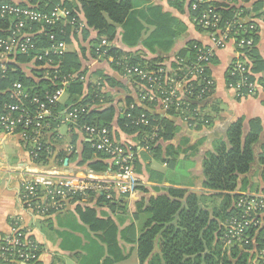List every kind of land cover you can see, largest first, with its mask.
Here are the masks:
<instances>
[{
	"label": "crops",
	"instance_id": "0c3cea01",
	"mask_svg": "<svg viewBox=\"0 0 264 264\" xmlns=\"http://www.w3.org/2000/svg\"><path fill=\"white\" fill-rule=\"evenodd\" d=\"M61 1H70L77 6V0ZM131 1L133 12L138 15L136 16L137 22L141 25L140 27L137 24L136 34L138 36L129 39L128 42L124 38L126 33L124 28L128 26L116 25L114 37L110 42L113 49L124 56H139L145 61L157 59L159 63L164 62L166 66L173 67L174 58H177L182 51L185 54L188 43L209 44L206 35L199 32L193 25L187 0L180 1L182 6L177 5L173 0ZM231 1L234 6L243 7L248 17L256 22L258 36L255 52L261 62V67L259 65V71L254 72V76L258 80H263L264 0ZM154 8L161 10V12L158 11L159 16L154 17L157 13ZM80 18L83 19V16L80 15ZM159 18L163 20L167 33L171 36L172 45L166 51L159 49L149 51L144 43L156 31ZM84 31L88 34L87 39L81 38V34L76 35L80 44L79 52L76 50L77 44L73 43L75 35L70 34L67 44V53H76L82 66V69L77 72L83 79L82 93L80 96L69 98L65 91L58 105L63 106L69 101L73 104L84 101L90 94V85L92 88L101 86L98 93L107 96L105 91L108 89L105 85H100L102 77L119 82L118 89L121 90L113 93L118 97L107 96V102H103L100 98L98 104H92L89 109L103 110L107 107L114 109L112 135L119 145L129 149L132 153L135 162L133 170L138 178L139 186L131 197H113L111 202L113 207H109L107 203L97 198L83 196V200L68 201L60 210L49 209L43 215L32 213L29 209L27 210L23 201L22 185L26 180L33 181L37 177L46 176H78L79 174L80 177L113 181L118 178L115 164L108 159L107 163L112 169L105 174L95 173L85 164L79 165L82 143L85 141L84 136L78 127L62 124L61 121L60 125L46 137L51 155L49 154L48 162L41 165H36L32 161L28 146L24 145L17 136L6 135L0 130V242L11 231L13 222H17L26 231L28 237L38 244L40 264H141L137 256V240L142 231V219L141 214L137 213L138 208L147 207L151 198L165 195V190L168 188L186 190L198 197L204 196L203 160L213 151L216 142L226 140V132L233 123L242 121L243 134L247 135L250 130L249 122L258 120L261 128L258 147L262 145L264 143V92L258 90L254 93L237 95L234 90L228 88L225 77L234 58V46L228 45L215 52L213 63L210 65L213 87L201 113L203 121L190 126L176 116L170 115L164 118L158 104L141 102L137 99L139 91L132 80L112 69L110 63L102 62L93 56L92 47L99 38L98 33L89 28ZM129 43L134 45H129ZM90 51H92L91 54ZM186 59H188L187 56L184 60ZM10 64H13L24 77L33 82L29 89L26 88L28 92H33L36 88L43 86L41 83L48 81L49 71L59 68L54 60L46 66H37L29 60L25 63L14 61ZM107 70L111 74L106 73ZM116 76H122L123 82L117 80ZM129 97L133 104L144 109L149 115L161 116L169 120L172 123L171 138L163 140L159 137L154 140L152 134L145 137L141 135L144 140L152 138L151 142L155 143L154 148L147 151L140 144L139 133L129 135L121 131L116 125V120L124 111L126 98ZM62 127L64 133L61 130ZM68 136H70V141L66 143L64 138ZM154 149L157 150L153 152ZM58 153H65L71 157L63 160L55 159ZM77 158L76 163L73 162ZM260 175V167L253 164L247 175L239 176L236 190L232 194L245 195L261 192L264 184ZM221 202L217 196L204 197L199 206L211 212V209L218 207ZM78 209L81 211L92 209L96 218L111 221L116 228V247L113 243L107 245L103 241L106 236L103 231H91L89 225L78 214ZM136 213L138 218H136ZM130 226L133 229L126 233ZM153 246V253H157V240Z\"/></svg>",
	"mask_w": 264,
	"mask_h": 264
},
{
	"label": "built area",
	"instance_id": "2783aa9c",
	"mask_svg": "<svg viewBox=\"0 0 264 264\" xmlns=\"http://www.w3.org/2000/svg\"><path fill=\"white\" fill-rule=\"evenodd\" d=\"M32 1L0 0V85L5 79L6 64L13 63L18 55L34 64L38 62L46 66L54 57L60 58L67 53V43L56 35H48L46 46H41L39 38L45 29L63 21L70 25L77 24L78 28H75L78 33L85 28L78 19L76 23L68 9L58 5L45 12ZM229 1L228 5H222L219 0H188L193 25L206 35L209 44L195 47L190 62L176 58V69L168 67L172 69L171 73L160 65L157 69H148L117 62L127 75L143 84L139 91L141 102L158 104L163 117H169V112L173 111L174 116L190 126L203 121L201 113L213 85L212 81L207 82L205 71L215 52L228 45L234 46V58L228 71L231 76L237 77L236 81L227 84L228 88L237 95L258 90L264 92V79L258 80L251 71L250 54L255 49L258 36L256 22L248 17L243 7H236ZM230 9L235 10L231 17L222 15V12ZM110 48L111 43L102 38L95 48L96 58L104 62L103 58ZM106 61L110 63L113 58ZM53 72L57 73V70ZM78 78L83 82L76 74L62 77L60 86L52 93L46 91L42 97L31 94L18 81L0 90V95L7 96L9 100L1 105L0 130L6 135L17 136L26 146L39 149L43 137L50 134V121L68 87V80ZM48 80L53 83L57 76L54 74ZM193 88L198 89V93H192ZM77 114L76 109L65 111L60 121L77 128ZM133 125L147 126L148 120L140 115L134 119ZM80 130L84 140L91 143L96 151L109 156L115 164L118 178L112 181L71 175L26 180L22 187L27 210L43 215L49 209L60 210L75 196H87L89 192L104 196L108 201L115 196L131 197L136 192L139 182L132 167L130 150L119 145L105 127L85 125ZM152 131L154 139L161 128L159 125L153 126ZM29 155L35 156L34 152ZM235 208L234 215L225 222L224 249L252 245L248 252L254 257L255 264H264V237L261 247L258 248L256 243L257 231L264 229V189L259 193L242 195ZM252 229L255 233L249 234L248 231ZM0 264H40L38 244L28 237L17 222H13L11 231L1 239Z\"/></svg>",
	"mask_w": 264,
	"mask_h": 264
},
{
	"label": "trees",
	"instance_id": "16d2710c",
	"mask_svg": "<svg viewBox=\"0 0 264 264\" xmlns=\"http://www.w3.org/2000/svg\"><path fill=\"white\" fill-rule=\"evenodd\" d=\"M180 1L181 0H173L177 5L182 6ZM32 4L37 5L39 10L45 12H49L55 6L59 5L70 11L72 17L76 19V23L78 20L81 22L83 21L86 26L78 33L76 31V28H78L77 24L70 25L66 21L58 22L55 26L45 29L40 35L39 40L42 44H40L41 46H46L49 38L48 35L50 34L56 35L58 39L63 38L67 44V37L69 38L70 34H81L84 39H87L88 34L84 30L89 28L96 31L99 37V40L97 39L92 47L93 56L96 58L94 53L95 48L102 38H105L109 43L112 41L116 25L128 26V28H124L126 29L124 35L126 41L129 42V39L138 36V34H136L138 31V19L136 16L138 15L133 12L131 0H77V6L70 1L33 0ZM154 9L157 11L154 17L159 16L161 10L159 8ZM232 13H235L234 9L222 12V15L227 18L229 16L231 17ZM80 15L83 16V19L80 18ZM139 26L141 27V25ZM60 34H62V36ZM129 45L134 44L129 43ZM171 45V36L167 33L163 20L159 18L156 31L151 34L144 43V46L149 51H155V49L166 51ZM200 46L199 43H188L185 54L184 51H182L178 57L184 59L187 56L188 59H186L185 63L190 62L194 56V48ZM107 58H113V61L110 62L111 68L124 76L126 73L122 65L117 64L118 61L122 63L125 62L131 66L141 65V67H147L152 66L151 64L154 65L148 69H157L159 66V61L157 59L145 61L139 58V56H124V54L113 48L107 50L103 58L105 60L104 62H106ZM250 59L252 64L251 71L254 74V72H258L261 67V62L256 56L255 49L251 52ZM52 60L59 65V68L57 73L49 71L50 75L48 78L52 79L55 74L57 80L53 83L51 80L45 83L42 82L41 84H43V86L36 88L33 92L30 91L31 94L42 97L46 91L49 93L54 92L60 86L62 77L69 76L70 74L72 75L81 67L79 57L76 53H66L62 57H54ZM213 60L214 56L210 58V65H212ZM15 62L25 63L27 60L25 57L18 55ZM36 65L44 66L38 62ZM176 67V65L173 66L175 69ZM5 69V79L2 80L0 90L7 88L15 81L20 82L28 89L33 85V82L24 77L13 64H6ZM39 75L40 74H38V76ZM205 76L207 82L212 81L210 66L206 69ZM236 78V76H231L230 72L227 71L225 77L226 84L236 81ZM104 79L111 84H113V82L115 83L111 78L104 77ZM68 81V89L66 90L67 97L72 98L74 96H80L83 90L82 81H80L79 78L69 79ZM99 88H101L99 85L93 88L90 85V94L80 103L73 104L69 101V103L67 102L63 106L58 105L51 118L48 132L52 133L53 129L60 125V120L62 118L61 114L63 112L76 109L78 113V129L85 125L105 127L113 138L111 130L115 118L114 109L112 107H107L103 110L89 109L92 104H98L100 98H102L101 100L103 102H107L108 97L105 96L106 94L98 93V90H100ZM198 91V89L193 88L191 92L196 94ZM6 102H9L8 97L0 95V112L1 105ZM132 102L130 97L126 98L124 111L116 120V125L121 131L129 135L139 133L140 144L145 147L147 151L149 149L151 151L155 143H151L149 138L144 140L143 137L153 134V126L159 125L161 129L163 128V131L157 132L158 135L154 140H157L159 137L163 138V140L171 138L172 123L169 120L161 118V116L149 115L144 109L136 106ZM140 115H144L148 120L147 126L133 125L134 119ZM169 115L174 116L175 114H173V111H170ZM249 127L250 130L248 134L244 135L242 131V121L239 120L233 123L226 132V140L216 142L213 151L204 158L202 163V188L204 190V196L198 197L196 194L186 190L168 188L165 190V195L151 198L147 207L143 208V206H140L138 208L137 213L141 214L142 219V231L137 240V256L141 264H144V262H147V264H255L254 257L248 252L252 248V245L245 247L232 246L231 248L224 249L222 242L225 232V222L234 215L236 209L235 205L242 197V195L239 194H232L236 190L239 176L247 175L252 165L257 164L261 169L260 177L264 184V143L258 147V136L261 129L260 124L258 120H251L249 122ZM28 149L30 153L34 152L35 156H31V159L36 165L48 162L51 151L50 145L46 143L45 136L41 140L39 149L31 146H28ZM156 150L154 149L153 152ZM70 157L71 156H67L65 153H58L55 159L63 160L64 158ZM108 159V155L96 151L91 143L87 141L82 143L81 161L79 165L85 164L89 170L98 174H105L112 169L107 163ZM134 164V158H132L133 169ZM213 196H217L222 201L218 207L212 208L211 212H209L205 208L199 206L204 197ZM87 197L97 198L99 201L107 203L109 207H113V205H111L112 200L108 201L104 196H96L89 192ZM83 199L82 196L77 195L71 199V201H80ZM77 212L81 215L82 220L89 225L91 231H103L104 236L106 235L103 241L107 245L113 243L114 247H116V228L111 221L96 218V214L92 209H84L83 211L78 209ZM137 213L136 218H138ZM132 229L131 226L128 227L126 233H129ZM248 233H255V230L253 231L252 229L248 231ZM262 237H264V229L257 231L256 243L258 248L262 246ZM156 240L158 242V251L157 253H153V245Z\"/></svg>",
	"mask_w": 264,
	"mask_h": 264
},
{
	"label": "rangeland",
	"instance_id": "374dc122",
	"mask_svg": "<svg viewBox=\"0 0 264 264\" xmlns=\"http://www.w3.org/2000/svg\"><path fill=\"white\" fill-rule=\"evenodd\" d=\"M188 1V0H187ZM219 1H222V5H228V2H230L229 0H219ZM231 3H232V1H231ZM191 21L193 22V18H191ZM199 31V30H198ZM199 32H201V31H199ZM201 33H203V32H201ZM204 34V33H203ZM77 35V34H76ZM76 35H75V37H74V44H77V46H76V50L78 51L79 50V47H80V44H79V39H78V37L76 38ZM205 35V34H204ZM80 37L82 38L83 37V35H80ZM67 40H68V37H67ZM113 48V47H112ZM79 52V51H78ZM91 52L92 51H90V54H91ZM94 53H95V51H94ZM93 54V53H92ZM177 58H179V57H177ZM174 60L176 61L177 59L176 58H174ZM106 63H108L109 64V62L108 61H106ZM152 66H147V68H150V67H153L154 65L153 64H151ZM158 65H160V66H163L169 73H171V71H172V69L171 68H168V66H166L165 65V63L163 62V63H158ZM139 66H141V65H139ZM85 68H86V66H85ZM92 68H95V66H92ZM82 69V66L80 67V69L78 70V71H80ZM84 70V69H83ZM96 70V69H95ZM78 71H76L75 72V74L77 75L78 73ZM106 73H109V74H111L108 70H107V72ZM119 73V72H118ZM120 74V73H119ZM103 76V75H102ZM124 76V75H123ZM110 77V76H109ZM125 78H127V79H130V80H132L133 82H134V84H136V86H137V88H138V91H140V89H141V86H143V84L141 83V82H137L135 79H133L131 76H129V75H127V74H125V76H124ZM106 78V77H105ZM108 78V77H107ZM116 79L117 80H119V81H122V80H124V78L122 77V76H116ZM100 81H101V84H103V85H105L106 86V89H108L107 91H105V93H107V96H110V95H114L113 93L114 92H117L118 93V91L119 90H121V89H118V85H120V83L119 82H113V84L111 85V83L110 82H108V81H106L105 79H104V77H102L101 79H100ZM123 82V81H122ZM121 86H122V84H121ZM114 90H116V91H114ZM140 94V93H139ZM106 96V95H105ZM106 96V97H107ZM115 97H118L117 95H114ZM112 97V96H111ZM112 99H114V97H112ZM137 99L138 100H140L139 99V95H138V97H137ZM168 116H169V114H168ZM164 118H166V117H164ZM156 126H158V125H156ZM63 128V127H62ZM62 130V132L64 133V128L63 129H61ZM64 141L66 142V143H68L69 141H70V136H68V137H66V138H64ZM76 160H78V158L77 159H75L73 162H75ZM76 163V162H75ZM77 176V175H76ZM78 176H81V175H79L78 174ZM82 177H84V176H82ZM85 178V177H84ZM71 201V200H70Z\"/></svg>",
	"mask_w": 264,
	"mask_h": 264
}]
</instances>
